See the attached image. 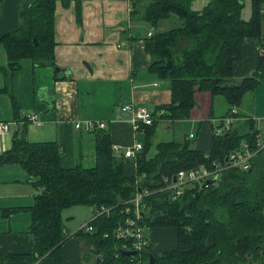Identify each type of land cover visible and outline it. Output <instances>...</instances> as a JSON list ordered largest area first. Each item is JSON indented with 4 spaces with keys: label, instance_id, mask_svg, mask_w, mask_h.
Masks as SVG:
<instances>
[{
    "label": "trees",
    "instance_id": "1",
    "mask_svg": "<svg viewBox=\"0 0 264 264\" xmlns=\"http://www.w3.org/2000/svg\"><path fill=\"white\" fill-rule=\"evenodd\" d=\"M194 1H133L131 18L155 29L144 39L147 52L156 58L149 69L170 80L172 90V102L164 106L165 114L154 112V123L141 127L145 142L135 160V173L125 170L127 159L113 150L107 129L96 132L94 167H62L58 142L32 143L18 134L13 149L1 156L0 163L19 162L37 177L39 193L31 207L30 231L39 257L49 255L54 264H64L61 246L67 235L63 211L88 205L94 214L106 209L89 222L92 232L84 236L83 230L77 231L100 253L98 264H148L150 254L155 256V264H264V148L257 152L249 170L228 168L214 186L186 188L176 199L170 191L161 190L164 178L181 170L201 164L211 167L215 161L224 163L244 140L252 149L257 148V132L252 127L244 134L232 128L214 135L209 151L192 147L189 140L152 141L163 119L173 123L189 117L196 86L222 95L233 108L240 106L258 84L256 74L235 81L234 64L244 57L247 37L262 40L264 0H251L249 20L242 17L245 0H206L201 10L192 8ZM56 3L23 0L19 27L0 37L10 70L19 69L23 58L32 59L37 66L55 67ZM163 21H170L171 27L163 30ZM169 61L171 67H167ZM151 146H155L154 156L148 155ZM145 188L150 194L142 201L144 215L136 217L130 199ZM128 218L145 228H175L176 248L158 254L149 243L136 257L122 254L115 258L118 247L133 240L116 234Z\"/></svg>",
    "mask_w": 264,
    "mask_h": 264
},
{
    "label": "crops",
    "instance_id": "2",
    "mask_svg": "<svg viewBox=\"0 0 264 264\" xmlns=\"http://www.w3.org/2000/svg\"><path fill=\"white\" fill-rule=\"evenodd\" d=\"M133 1L57 0L55 67L37 66L32 59L23 58L21 67L12 71L7 50L0 43V122L10 124L9 132H0V158L13 149L18 134L32 143L58 142L62 167H94L98 130L87 132L84 128L87 122H106L113 150L121 155L145 133L144 129H134L132 113L123 111V106L146 105L153 113L165 114L164 106L172 102L171 81L159 78L149 69L156 58L147 52L144 39L155 29L131 18ZM200 1L203 4L198 10L207 3L206 0L196 3ZM22 5L23 0H0V37L19 27ZM251 16V0H245L242 17L249 20ZM170 27V21L161 23L163 30ZM263 43L264 21L262 40L247 37L244 57L234 64L235 81L255 74L258 77L256 89L246 94L240 106L233 109L222 95H213L209 90L198 93V86L195 87L196 103L189 117L180 121L190 120L198 125L197 134L191 132L186 136L189 141L197 138L192 147L209 151L216 130L228 117L233 118L229 130L233 128L244 134L252 127L258 139L264 142V52L260 51ZM57 67L65 71L58 72ZM198 105L200 110L196 111L194 108ZM29 113L38 114L39 119L27 121ZM77 122L82 127L77 128ZM175 122L163 119L159 125L165 124L171 129ZM126 159L125 170L135 173L134 159ZM36 181L37 177L21 163H0V264H54L51 256L39 257L35 253L36 241L30 231L31 207L39 193ZM79 214L83 216L76 222ZM93 216L94 208L88 205L63 211L67 235L61 246L64 264H98L100 261L96 247L88 246L87 240L77 235ZM159 228L172 227L146 228L143 233L148 237ZM84 233L88 235L87 231ZM153 239L150 244L158 254L177 246V232L174 245L171 240L156 235Z\"/></svg>",
    "mask_w": 264,
    "mask_h": 264
},
{
    "label": "built area",
    "instance_id": "3",
    "mask_svg": "<svg viewBox=\"0 0 264 264\" xmlns=\"http://www.w3.org/2000/svg\"><path fill=\"white\" fill-rule=\"evenodd\" d=\"M153 31L149 32V36H151ZM261 53L264 52V43L260 45ZM123 111H127L132 113L131 122L133 124L134 129L142 130V126H150L154 123L155 117L153 111L147 107L146 105H134L127 104L123 106ZM162 114V112H158V116ZM237 114V111H236ZM27 121H37L39 119L38 114L29 113L26 118ZM233 123V118L228 117L224 119L223 125L216 130V135H222L225 130H229ZM77 128L82 127L80 122L76 124ZM108 124L106 122H87L84 128L87 132H93V130L107 129ZM10 131V124L0 122V132L6 133ZM193 136V135H191ZM257 137V148L252 149L250 144L247 141L242 142V145L239 149L230 152V154L226 157L224 163L221 162H213L211 167H208L206 164H201L196 168H192L189 170H181L179 173L173 175V177H165L164 183L165 185L161 188V190H168L171 192L170 196L173 199H176L182 196L186 190V188H199L203 189L206 187H211L216 185L222 178L223 173L228 168H239L242 170H249L251 168V162L253 158L257 155V152L264 148V142L258 139ZM144 145L142 143H135L129 149L124 151V157L132 158L134 161L137 157L143 152ZM136 163V162H135ZM143 177L145 174L142 175ZM150 194V191L145 189H140L133 198L130 199V203H133L135 206L136 217L143 216V198ZM104 208H102L101 212H97L93 217L102 213ZM137 221L132 218H128L126 220L125 225L120 226L116 234L123 239H133L129 244L125 242L123 245L119 246L115 252V258H120L123 254L121 250H132L137 253L141 252L145 247L149 245L148 238L143 233L145 227H141L136 225ZM80 230L92 232L94 230L93 226L89 223L82 226ZM107 236V235H106ZM136 253V254H137ZM135 255H131L132 257H136ZM135 259V258H134ZM141 262V261H139Z\"/></svg>",
    "mask_w": 264,
    "mask_h": 264
},
{
    "label": "rangeland",
    "instance_id": "4",
    "mask_svg": "<svg viewBox=\"0 0 264 264\" xmlns=\"http://www.w3.org/2000/svg\"><path fill=\"white\" fill-rule=\"evenodd\" d=\"M203 2L200 1L199 3H196V1L193 3L192 8L195 10H198L201 6H202ZM249 7V6H248ZM196 91L198 93H202V91H206V90H200V88L198 87L196 89ZM196 95L194 96V101L196 103ZM196 111L200 110V106L198 105L197 107L195 106L194 108ZM200 114V112H199ZM181 121V120H180ZM180 121H176L174 124V127L171 129H168V125L165 124H161L158 125L159 127L157 128V132L154 134V138H153V142L154 144H156V140L157 141H167V140H176L178 142H185L187 141L186 136L188 134H190L191 132H194L195 134H197V127L198 125L195 122H190L189 121H185V122H180ZM157 135V136H156ZM138 142L144 144L145 142V137L144 135H140L138 136ZM197 139V138H196ZM196 139H192L191 144H194ZM137 141V140H136ZM155 146H151V149L149 150L148 155L149 156H154L155 155ZM132 162H134L133 160H131ZM131 163V162H130ZM82 214L76 215V222L79 221V219L82 217ZM75 222V223H76ZM74 223V224H75ZM154 233L148 234V241L152 243L153 239V235H156L157 238H162L163 240H168V241H172V245H174V241L176 240V231L175 229L172 228H159L155 231H153ZM156 241V240H155ZM156 243H159L158 241H156ZM168 247H172V246H168ZM149 264V263H148Z\"/></svg>",
    "mask_w": 264,
    "mask_h": 264
},
{
    "label": "water",
    "instance_id": "5",
    "mask_svg": "<svg viewBox=\"0 0 264 264\" xmlns=\"http://www.w3.org/2000/svg\"><path fill=\"white\" fill-rule=\"evenodd\" d=\"M171 65H172V61H169V63H168V65H167V67H171ZM56 70L58 71V72H62V71H65V70H63V69H61V68H59V67H57L56 68ZM144 215V214H143ZM122 251V253L124 254V255H126V256H131V255H135L137 252L136 251H130V250H125V249H123V250H121ZM149 263L150 264H155V256L153 255V254H150L149 255Z\"/></svg>",
    "mask_w": 264,
    "mask_h": 264
}]
</instances>
